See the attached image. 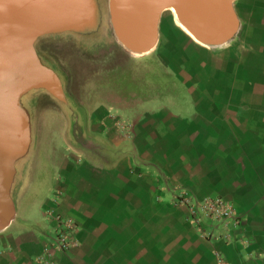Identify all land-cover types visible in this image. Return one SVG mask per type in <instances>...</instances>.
<instances>
[{"label":"crops","instance_id":"obj_1","mask_svg":"<svg viewBox=\"0 0 264 264\" xmlns=\"http://www.w3.org/2000/svg\"><path fill=\"white\" fill-rule=\"evenodd\" d=\"M237 10L240 33L221 48L163 15L153 57L173 89L140 101L95 97L85 140L31 155L17 217L0 233V264H40L52 213L80 226V246L58 264H264V0ZM181 194L231 200L243 230L227 239L193 223Z\"/></svg>","mask_w":264,"mask_h":264},{"label":"water","instance_id":"obj_2","mask_svg":"<svg viewBox=\"0 0 264 264\" xmlns=\"http://www.w3.org/2000/svg\"><path fill=\"white\" fill-rule=\"evenodd\" d=\"M239 1L104 0L99 17L98 0H0V233L17 217L24 163L36 151H46L35 147L42 99L56 102L66 116L68 144L75 137L86 139L88 103L69 92L54 54L41 47L45 39L76 37L94 55L97 47L111 43L126 55L144 57L158 46L164 12L174 9L194 41L221 48L240 33Z\"/></svg>","mask_w":264,"mask_h":264},{"label":"rangeland","instance_id":"obj_3","mask_svg":"<svg viewBox=\"0 0 264 264\" xmlns=\"http://www.w3.org/2000/svg\"><path fill=\"white\" fill-rule=\"evenodd\" d=\"M98 7V15L102 17L106 8L104 0H98ZM163 15H169V11ZM44 41L41 47L54 54L59 69L66 76L69 92L85 103L89 100L96 101L95 97L117 100L119 95L125 96L127 92L133 101L135 99L140 101L151 99L155 94L165 96L169 89H173L167 78L166 65L158 62L157 58L153 57L154 53L144 57H133L109 43L97 47L94 55L93 49L88 48L76 37L47 38ZM104 85L115 88L117 94H112L111 88L105 91ZM89 86H100V89L93 93L88 90ZM78 87H83L80 94H77ZM137 91H139L137 94L134 93ZM131 92L134 94H130ZM85 106L87 109L88 105ZM68 135L67 119L61 108L51 99H42L35 117L36 149L54 153L62 148V142H67ZM200 218L201 222L207 221L226 233L231 229L217 219L205 216ZM43 225L42 229L48 234L45 238L52 236L49 221Z\"/></svg>","mask_w":264,"mask_h":264},{"label":"built area","instance_id":"obj_4","mask_svg":"<svg viewBox=\"0 0 264 264\" xmlns=\"http://www.w3.org/2000/svg\"><path fill=\"white\" fill-rule=\"evenodd\" d=\"M177 203L188 206V217L195 224L200 223L201 216L224 222L228 229L231 228L224 235L227 239H230L229 231L232 229L243 230L241 212L236 209L234 203L229 199L221 196L198 198L194 195L181 194L177 199ZM49 220L53 233L52 236L45 238L43 252L37 257L40 264H58V260L55 259L56 256L61 257L81 244L78 238L80 226L74 219L65 217L60 213H52ZM245 239L247 240V236L245 233H241L240 241Z\"/></svg>","mask_w":264,"mask_h":264},{"label":"bare ground","instance_id":"obj_5","mask_svg":"<svg viewBox=\"0 0 264 264\" xmlns=\"http://www.w3.org/2000/svg\"><path fill=\"white\" fill-rule=\"evenodd\" d=\"M245 1H246V0H245ZM170 12H171L172 15H173V18H174V21H175L176 25H177V26H178L183 32H185V33L190 37L188 30H187V29H186V28L180 23L176 11H175L174 9H171ZM164 22H165V21H164ZM165 25H166V24H165ZM190 38H191V37H190Z\"/></svg>","mask_w":264,"mask_h":264}]
</instances>
